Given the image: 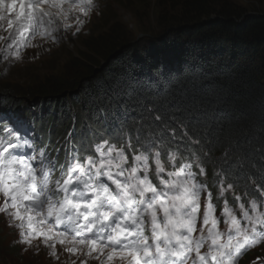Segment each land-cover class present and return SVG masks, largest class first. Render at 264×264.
<instances>
[{
    "label": "snow or ice",
    "instance_id": "obj_1",
    "mask_svg": "<svg viewBox=\"0 0 264 264\" xmlns=\"http://www.w3.org/2000/svg\"><path fill=\"white\" fill-rule=\"evenodd\" d=\"M93 5L94 0H0V22L6 21V27L0 25L6 33L0 35V60L9 65L22 60L23 50L37 36L58 42L72 27V35L79 34ZM156 120L163 122L159 115ZM3 123L8 128L0 129L6 132L0 137V214L9 227L19 231L21 244L31 247L33 241L42 242L51 249V256L57 255L59 244L72 256L83 254L100 264H112L114 259L124 264H188L190 260L191 264H237L246 251L264 242V213L255 196L247 208L241 196H234L239 216L225 199L220 217L226 230L220 229L212 193L198 179L207 174L212 148L205 146L207 138L192 136L183 123L182 134H177L176 127L168 128L171 138L164 130L149 131V139L132 157L131 168L125 167V146L117 148L108 139L95 145L96 158L85 153L83 159L85 145L76 146L70 139V147L56 149L57 157L61 150L66 156L65 163L58 165L46 147H35L31 133H22L0 117ZM114 128L121 131L123 124ZM125 134L131 150L132 137ZM136 139L139 144L140 129ZM166 143L171 171L161 159ZM182 152L187 162L177 169L175 162ZM150 159L158 184L149 177ZM57 167L60 177L53 181ZM231 168L216 172L219 179L214 184L221 198L236 187L233 183L224 186L233 175ZM235 176L240 178L239 170ZM257 189L264 196V184ZM149 227L150 236L145 235ZM205 246L207 252L202 253Z\"/></svg>",
    "mask_w": 264,
    "mask_h": 264
},
{
    "label": "trees",
    "instance_id": "obj_2",
    "mask_svg": "<svg viewBox=\"0 0 264 264\" xmlns=\"http://www.w3.org/2000/svg\"><path fill=\"white\" fill-rule=\"evenodd\" d=\"M154 4L159 9L154 26L157 34L169 31L167 42L173 36L193 43L198 39L213 41L212 61L196 62L195 68L176 80L141 78L130 61H122L134 44L116 22L85 40L88 52L79 51V56L63 60L62 75L38 74L26 83H15V87L0 83V107L26 97L53 105L67 96L76 117L81 118L77 126L84 140L95 122L115 111L128 114L133 127L147 129L151 125L157 134L161 130L168 134V128L176 127L179 135L183 123L192 136L207 138L212 167L227 169L232 165L233 175L227 181L264 184V16L247 15H264V8L240 6L237 0H159ZM240 21L244 27L238 25ZM217 58L229 64L217 63L211 71ZM194 72L201 78L190 79ZM125 81L132 82L130 88L122 86ZM59 109L53 117L54 130L67 132L71 125L68 111ZM157 115L163 122L156 120ZM239 164L243 167L238 169ZM238 170L239 179L235 176ZM7 233L0 221V255L6 263L22 264L25 254L20 256L19 247L5 240ZM44 256L31 254L34 262Z\"/></svg>",
    "mask_w": 264,
    "mask_h": 264
},
{
    "label": "clouds",
    "instance_id": "obj_3",
    "mask_svg": "<svg viewBox=\"0 0 264 264\" xmlns=\"http://www.w3.org/2000/svg\"><path fill=\"white\" fill-rule=\"evenodd\" d=\"M112 1V4L116 6L117 11L116 13L118 16H115L114 18L107 19L104 22V17L102 16L101 20L98 19L100 22H104L95 32H92L91 34L85 35L88 32V27L92 20L95 18H99L97 16L101 15L103 11L107 8L108 4ZM140 0H136V2H133V0H94V5L92 10L90 11V14L87 18H85V24L79 34L73 36L72 32L75 30L74 27L69 29L64 35L58 40V42H53L52 38H41L37 36L34 38L28 47H26L22 52V60L17 61L9 65L7 62H4L0 60V83L15 87V83L22 82L23 78H14L12 80L3 78H6L5 76L10 75V73L17 67H20L22 64L27 63L29 61H33L36 57L40 55H45V51H54V50H61L68 46L69 43L73 42L75 39L79 38L81 41V45L78 49H76L74 52L67 53L64 57L59 59L60 64H62L63 60H69L73 57L79 56V51H86L88 52V49L84 47V42L86 39L92 36H96L100 33H103L106 31L107 27L110 28L111 25L116 23V21L119 20L118 23H122L123 16L126 14L127 9L131 12V7L136 5L134 7V10L137 11L140 6H145L149 1L145 0L144 2H139ZM155 1L159 0H150L151 3H153V7H155L156 16L157 12L159 11L158 8L155 6ZM149 2V3H150ZM111 4V5H112ZM133 14H136L135 12H132ZM111 15L108 13L107 16ZM248 16L254 15V16H264L261 14H252L248 13ZM69 23L74 24V21L70 20ZM210 23V22H209ZM0 25L3 27H6V21L0 22ZM124 25V24H123ZM240 27H244V24L242 21L239 22ZM3 27H0V35H6V33L3 32ZM126 30V27L123 26ZM156 32L153 33H146L139 35V40H132L134 44V50L130 53H127L122 59L123 62L130 61L132 65H134L133 71L136 75L142 76L141 78H149L151 81H157L160 76L165 77V79H177L179 75L183 74L185 71L189 70L190 68L196 67V62H199L202 60L203 62L212 61V46L213 41H204L201 39H198L196 43L190 42L186 40L185 38H176V36H173L170 42L166 41V37L169 33V31H161L157 34ZM137 38V37H136ZM2 43V42H0ZM149 51V52H148ZM224 64H221L220 61H218V58L216 62L214 63V68L211 69V71H214L215 64L219 63L224 66H228V61H222ZM104 65V64H103ZM103 65L99 68L102 69ZM207 65V64H206ZM62 70L65 71L64 66H62ZM63 71V73H64ZM40 74V77L42 75H46L45 72L40 71L38 72ZM63 73H55V74H63ZM193 78H201L196 72L192 73L190 76V79ZM28 82V81H27ZM131 81H125L122 86L130 88ZM160 88H163V85L160 84ZM27 100H30L29 98H25L24 100H17L8 107H0V114L5 113L6 111H9L11 109H16L24 105ZM32 101V100H30ZM32 102H39V101H32ZM82 102V101H81ZM118 113V117H114V114ZM106 115V114H105ZM125 114L115 111L112 112L110 115H106L105 118L97 122L93 128L95 132H112L115 135H120L125 133H130L131 137H136L137 130L140 129V143L135 144L132 142L133 148L138 145H144L145 140L149 139L147 133L149 131L153 132L150 127L147 129H143L141 126L136 128L133 127V124L129 122L128 119V126L131 128L128 130L126 127V123L122 121L119 124V121L122 117H124ZM123 124V129L121 131H116L114 126H119ZM181 134L183 133L184 129L180 128ZM95 135L94 133H92ZM169 137L171 138V132H168ZM126 136V135H125ZM127 137V136H126ZM79 140H84V138L81 136L79 137ZM126 139L119 140V141H113V143L116 145V147L123 146V144H126ZM165 149H170L169 146L165 145V147L162 149L163 151ZM167 152V151H166ZM181 155V154H180ZM183 159L186 160V153L182 152ZM187 161V160H186ZM208 168V173L214 177V173H216L219 169L216 167H212L209 164L206 165ZM227 181V180H226ZM254 181V180H253ZM227 182L233 183L236 185L237 188L240 187H246L249 186L251 183L250 180L248 181L247 185H243L239 182H233L232 180H228ZM255 182V181H254ZM257 185L260 183H256ZM215 200V199H214Z\"/></svg>",
    "mask_w": 264,
    "mask_h": 264
},
{
    "label": "rangeland",
    "instance_id": "obj_4",
    "mask_svg": "<svg viewBox=\"0 0 264 264\" xmlns=\"http://www.w3.org/2000/svg\"><path fill=\"white\" fill-rule=\"evenodd\" d=\"M238 5L244 6L251 4L256 7L264 8V0H254L249 2L250 0H237ZM133 2H136V0H133ZM112 1L108 4L107 8L103 11V13L95 18L94 20L91 21L89 27H88V32L85 35L91 34L92 32H95L107 19L114 18L115 16H118L116 13L117 8L115 5H111ZM169 6V4H166ZM131 7V12L127 9L126 14L123 16L122 21L124 26L126 27V35L130 37L132 40H139V35L146 34V33H153L156 32V11L155 7H153V3H147L145 6H140L137 11L134 10ZM159 10V9H158ZM132 12H135L136 14H133ZM108 13L111 15L107 16ZM102 16L104 17V22L98 21V19L101 20ZM116 22H119L116 21ZM137 37V38H136ZM81 45V41L79 38L75 39L73 42L69 43L68 46L64 49L61 50H50V51H45V55H40L36 57L33 61H29L27 63L22 64L20 67L15 68L10 75L5 76L6 78H3L4 80L6 79H14V78H23L24 83L29 81V79H32L33 77H36L40 72L43 71L45 73H63L64 70H62V65L59 62V59L64 57L67 53L74 52L76 49H78ZM13 236V234H12ZM8 237V235H7ZM14 238V236H13ZM5 240L10 241L11 238H6ZM48 249L46 247H43V252L44 254H49ZM57 250V255L52 256L54 259L50 258L49 255L48 257L44 256V259H38L37 262H34V260L31 257V252L27 251L26 254L23 256V260L21 261L22 264H73V258H80L81 256H72L70 253H67L66 251L63 250L61 246L56 247ZM34 254H37V251L33 252ZM258 254L255 256V259H257L259 255ZM263 254V253H262ZM43 255V254H42ZM59 257L57 260L56 258ZM64 257H67V261L64 262L63 259ZM71 259V261H69ZM78 263V262H77ZM80 264V263H79ZM86 264H100L98 260H88L86 261Z\"/></svg>",
    "mask_w": 264,
    "mask_h": 264
},
{
    "label": "bare ground",
    "instance_id": "obj_5",
    "mask_svg": "<svg viewBox=\"0 0 264 264\" xmlns=\"http://www.w3.org/2000/svg\"><path fill=\"white\" fill-rule=\"evenodd\" d=\"M121 24V26L123 27L124 25L122 24V23H120ZM25 109V108H24ZM60 140H61V138H59ZM57 143H59V142H57Z\"/></svg>",
    "mask_w": 264,
    "mask_h": 264
}]
</instances>
